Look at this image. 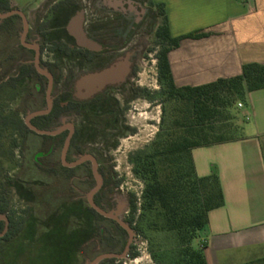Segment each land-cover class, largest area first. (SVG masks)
<instances>
[{
	"label": "rangeland",
	"instance_id": "1",
	"mask_svg": "<svg viewBox=\"0 0 264 264\" xmlns=\"http://www.w3.org/2000/svg\"><path fill=\"white\" fill-rule=\"evenodd\" d=\"M133 1L147 8L150 17L134 39L139 50L134 56L136 74L120 91H112L113 94L118 93L119 98H103L102 103V109H112L114 106L121 114L119 129L111 131L94 126L84 122L83 116L73 114L61 117L53 125L56 129L70 121L75 124L79 137L72 159L84 155L100 158L104 170L112 171L116 181H121L118 188L106 193L103 203L106 212L116 215L127 224L130 217L129 196L135 193L140 197L144 188V183L133 172L131 156L149 147L159 132L162 118L155 36L162 17L154 0ZM12 3L26 11L29 22L35 26L52 9V0H13ZM87 8L91 17L101 15L95 7ZM37 11L41 16L35 19ZM73 13L71 10V15ZM63 14L61 21L68 16V13ZM21 33L22 30L15 33V41L20 40ZM71 89L73 87H57L54 95L72 92ZM138 89H142V95L132 98ZM106 94H111V91ZM9 95V91L0 92V117L14 115L17 123L10 129H5L0 123V197L9 204L8 215L22 222L23 229L13 242H5L0 247V264H90L101 253L122 254L120 242L112 241L111 244L98 234L100 225L109 230L110 223L100 222L91 216L93 221L88 224V195L93 187L90 177L85 170L68 174L60 170L59 166L53 169L46 167L45 171L37 166L34 155L41 148V139L34 135L21 139L17 130L20 121H26L34 108L30 101L25 104L24 98H8ZM45 101L46 98H43L34 107L40 108L46 104ZM239 104L236 107L243 119ZM127 127L133 128L135 133L123 136ZM61 154L62 149H59L49 160L58 163ZM148 235L145 237L133 231L130 251L135 249L139 255L134 260L125 258L120 264H162L153 257V252L160 254L159 245L163 244L164 235ZM194 246L199 248V239Z\"/></svg>",
	"mask_w": 264,
	"mask_h": 264
},
{
	"label": "trees",
	"instance_id": "2",
	"mask_svg": "<svg viewBox=\"0 0 264 264\" xmlns=\"http://www.w3.org/2000/svg\"><path fill=\"white\" fill-rule=\"evenodd\" d=\"M156 5L162 17V22L155 31L162 118L159 132L149 147L131 156L133 172L144 183V188L140 197L135 193L129 196L128 224L133 231L145 237H149L148 233L164 235V242L159 245L160 254L153 252V257L158 262L208 264L204 246L200 244L199 248H196L194 243L207 226L209 214L222 208L225 198L217 175L200 177L197 174L193 151L244 138L236 106L245 101L247 93L264 89V65H244L241 75L220 79L211 84L178 87L171 71L170 52L177 49L184 39H200L208 34L195 31L182 37H173L165 4ZM135 93L139 97L143 92L138 89ZM75 106L78 113L83 115L84 122H104V116L99 113L89 118L88 114L86 115V104L76 102ZM23 127L28 130L25 125ZM78 137L79 131L72 140L73 147L76 146ZM58 139L60 137L55 138ZM84 167L92 179L93 190L96 184L91 165L86 163ZM77 169L79 168L71 169V172H76ZM104 171L103 167L99 168L98 172L102 177L105 175ZM120 184L121 181H116V177L110 174L104 179L101 190L94 196L95 204L106 210L104 196ZM8 214L9 204L0 197V215H7L10 222L7 232L0 237V247L5 242H13L23 229L22 222L16 221ZM86 214L89 225L93 221L92 217L100 222L110 223L109 230L101 225L98 227L100 238L108 240L111 244L112 241L120 242L121 250L125 249L129 235L123 227L116 221L103 217L90 206ZM5 229L6 223L1 221L0 235ZM138 255L135 249H132L128 258L134 260ZM159 257H162V260H159ZM118 261L109 259L100 264H115ZM241 264H264V257Z\"/></svg>",
	"mask_w": 264,
	"mask_h": 264
},
{
	"label": "crops",
	"instance_id": "3",
	"mask_svg": "<svg viewBox=\"0 0 264 264\" xmlns=\"http://www.w3.org/2000/svg\"><path fill=\"white\" fill-rule=\"evenodd\" d=\"M154 1L165 4L173 37L208 34L184 39L170 52L178 87L211 84L241 75L244 65H264V0ZM240 104L244 138L193 151L197 174L217 175L225 198L200 234L208 264L264 257V89L247 93Z\"/></svg>",
	"mask_w": 264,
	"mask_h": 264
},
{
	"label": "flooded vegetation",
	"instance_id": "4",
	"mask_svg": "<svg viewBox=\"0 0 264 264\" xmlns=\"http://www.w3.org/2000/svg\"><path fill=\"white\" fill-rule=\"evenodd\" d=\"M12 1L0 0V92H11L8 98H24L25 104L30 101L34 109L27 115V119L32 116L29 122L33 127L44 132H59L56 135L39 134L29 127L26 119L24 122L20 121L17 129L19 135L21 139L27 138L28 135L41 139V148L34 155V161L39 168L45 171L46 167L53 169L59 166L60 170L67 171L68 174H71V169L79 168L77 171L85 170L86 175L90 177L84 167L86 163H90L96 184L92 161L71 167L72 163L83 157L72 159L74 152L72 140L78 131L77 126L71 121L56 129L53 125L63 116L69 117L71 114L83 116L76 110L75 103L79 102L86 104V115L88 114L89 118L95 113L105 118L104 122L99 124L87 123L111 131L119 129L121 114L115 110L114 106L110 110L102 109L103 98H119L118 93L113 94L112 91H120L136 74L134 56L139 50L138 43L134 42V39L150 18L148 9L144 8L140 2L133 0H52L51 12H47L35 26L29 22L26 11L17 8ZM88 6L95 7L101 15L97 18L91 17ZM71 10L74 11L72 15ZM64 12L68 13V16L61 21L65 15ZM10 13L13 14L7 16ZM79 15L83 18L82 28L86 37L96 45L94 48L80 46L72 33L73 20ZM39 16L41 15L37 11L34 18ZM20 30H22L21 38L17 42L14 40L17 39L15 33ZM127 54L131 55L129 59L131 71L124 82L106 85L101 92L85 97L89 99H79L82 97H79L75 90L79 78L86 74L101 72ZM61 86L73 87L72 92L65 91L55 96V89ZM107 91H111V94H106ZM135 96L134 94L132 98ZM43 98H46V104L35 108L34 105H38ZM0 123L5 129H10L17 123V119L14 115L13 117L1 116ZM24 125L28 130L24 129ZM71 126L74 132L63 158L66 141L71 136ZM132 132L135 133V130L127 127L122 135L133 134ZM58 137L60 139L55 140ZM59 149H62L61 160L58 163L50 161V157ZM92 157L96 160L99 171V168L103 167L102 159ZM104 172L103 177L99 174L101 179H107L110 174L115 176L112 171ZM128 254L129 252L125 258H128ZM125 258L112 259L119 260L118 263L116 262L119 264Z\"/></svg>",
	"mask_w": 264,
	"mask_h": 264
},
{
	"label": "water",
	"instance_id": "5",
	"mask_svg": "<svg viewBox=\"0 0 264 264\" xmlns=\"http://www.w3.org/2000/svg\"><path fill=\"white\" fill-rule=\"evenodd\" d=\"M11 14H13V13L8 14L7 16H9ZM82 21H83V18L81 15L77 16L73 20L72 33L76 37L78 44L80 46L85 47V48H94V47H96V45L86 37V35L83 31ZM25 27L27 28L26 23H25ZM130 56H131L130 54H127L124 58L117 61L115 64H113L109 68L104 69L101 72L86 74V75H83L81 78H79L76 82V85H75V90L77 92V95L79 97H82L79 99H82V100L89 99V98H85V97H90L96 93L101 92L106 87V85L124 82L126 80L127 76L129 75L130 71H131V62L129 60ZM31 117H29L27 119V124L29 125V127H31L33 130H35L37 133L47 134V135H56L59 133V132L51 133V132H44V131L38 130L37 128L33 127L30 124L29 121H30ZM73 132H74V128L71 126V136L66 141L64 151H63V158H65L66 152H67L69 144H70V139L72 138V135H73ZM86 161H92L93 162V173H94L96 181H97L95 188L88 195V201L90 203V206L97 213L104 216L105 218H109V219L116 221L130 235L129 242L126 246L125 252L122 255L103 254V255H100L99 257H97L90 264H98L105 259L125 258L127 256V253L130 250V246H131V243L133 240V230L127 223L121 221L116 215H112V214L106 212V210L101 209L100 207H98L95 204L94 196L100 191V189L103 186L102 179H101L99 172H98V164H97L96 160L91 155H85L81 159H79L78 161L72 163L71 167H76L77 165L84 163ZM1 221L6 222V229H5V232L0 235V237H2L7 232L8 227H9V223H10L8 217L5 215H0V222Z\"/></svg>",
	"mask_w": 264,
	"mask_h": 264
},
{
	"label": "built area",
	"instance_id": "6",
	"mask_svg": "<svg viewBox=\"0 0 264 264\" xmlns=\"http://www.w3.org/2000/svg\"><path fill=\"white\" fill-rule=\"evenodd\" d=\"M243 105L242 104H239V107L241 108Z\"/></svg>",
	"mask_w": 264,
	"mask_h": 264
}]
</instances>
